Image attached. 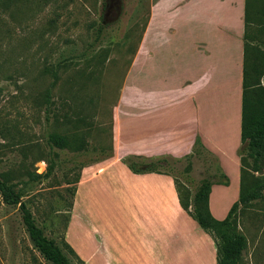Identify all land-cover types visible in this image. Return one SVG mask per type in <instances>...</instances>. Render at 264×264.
Instances as JSON below:
<instances>
[{
  "label": "rangeland",
  "instance_id": "374dc122",
  "mask_svg": "<svg viewBox=\"0 0 264 264\" xmlns=\"http://www.w3.org/2000/svg\"><path fill=\"white\" fill-rule=\"evenodd\" d=\"M155 1L0 0V176L27 203L45 235L59 244L78 177L84 166L105 157L101 148L111 143L113 108L144 43ZM262 6L264 0H253L251 30L252 44L264 51ZM160 28L169 42L209 37L207 27L205 35H192L181 18ZM208 41L212 50L219 45V40ZM140 54L143 58V50ZM207 65L203 58L197 61V68ZM221 65L218 80L226 70ZM136 82L147 89L144 78ZM223 95L215 93L211 106L223 108ZM73 133L82 137L86 150L73 153L49 141L52 134ZM168 158L160 170L174 175L191 194L204 179L223 181L210 156L179 163ZM247 162V191L261 197L234 215V232L246 241L237 264H264V162L260 172H254L252 159ZM50 164L53 171L45 177ZM70 259L81 264L72 255ZM0 264H50L34 249L19 208L6 205L1 196Z\"/></svg>",
  "mask_w": 264,
  "mask_h": 264
},
{
  "label": "crops",
  "instance_id": "0c3cea01",
  "mask_svg": "<svg viewBox=\"0 0 264 264\" xmlns=\"http://www.w3.org/2000/svg\"><path fill=\"white\" fill-rule=\"evenodd\" d=\"M245 1L153 3L113 108L114 155L84 167L76 186L64 240L84 264H217L214 240L180 206L173 177L135 174L122 159H182L199 139L229 179L208 200L215 219L227 217L240 193ZM180 18L192 35L207 27L209 37L169 42L160 25ZM202 58L209 69L197 68ZM218 63L226 67L219 80ZM143 78L146 90L136 82ZM218 91L226 98L220 110L211 106Z\"/></svg>",
  "mask_w": 264,
  "mask_h": 264
},
{
  "label": "trees",
  "instance_id": "16d2710c",
  "mask_svg": "<svg viewBox=\"0 0 264 264\" xmlns=\"http://www.w3.org/2000/svg\"><path fill=\"white\" fill-rule=\"evenodd\" d=\"M252 4L253 0L245 1L241 147L239 149L241 162L240 193L239 199L233 203L227 217L222 221L215 219L210 213L208 200L212 186L214 184L228 186L229 179L222 173L217 158L204 147L199 139L195 141L190 154L182 159H171L179 163L184 160L191 161L193 158H199L203 155L210 156L217 164L223 181H215L217 178L216 176L204 179L201 181L199 188L194 194H191L187 190H182L174 175L160 170L159 167L162 164L168 163L170 159L168 157L146 159L143 161H139L138 159L140 158L137 156H126L122 159V163L135 174L157 173L168 174L173 177L180 206L197 222L199 227L214 240L217 247V264L238 263L246 241L243 236L237 235L234 232V215L240 207H247L252 200L261 197L260 192L255 194L248 193L246 186L247 157L253 161L254 172H260L262 163L264 162V85L262 84V77L264 76V51L258 45L254 46L252 44L255 39L254 33L251 30ZM260 13L264 15V6L260 8ZM258 27H261V25ZM53 76L56 77L55 72H53ZM49 141L53 146L59 149H67L73 153H80L86 150L87 147L78 133L66 135L52 134ZM101 149L105 152V157L96 160L95 164L113 157L112 137L110 145ZM53 167V164L48 165L45 177H48L52 173ZM80 176L78 177L77 183L80 180ZM36 177L42 176L37 175ZM75 193L76 191L74 192V196ZM0 196L6 205L19 208L23 225L25 226L34 249H36L46 261L50 264H72L70 259L72 255L77 261L84 264L74 250L66 243L64 236L62 238V243L59 244L56 240L50 239L45 235L44 230L37 225L34 215L27 203L22 201V197L14 191L13 187L2 176H0Z\"/></svg>",
  "mask_w": 264,
  "mask_h": 264
}]
</instances>
